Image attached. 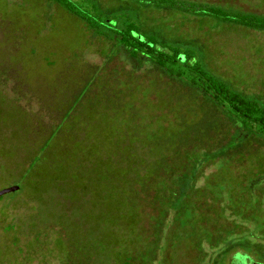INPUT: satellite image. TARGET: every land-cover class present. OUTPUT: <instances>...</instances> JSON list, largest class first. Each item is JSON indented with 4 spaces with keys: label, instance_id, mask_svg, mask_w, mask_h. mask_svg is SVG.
<instances>
[{
    "label": "trees",
    "instance_id": "obj_1",
    "mask_svg": "<svg viewBox=\"0 0 264 264\" xmlns=\"http://www.w3.org/2000/svg\"><path fill=\"white\" fill-rule=\"evenodd\" d=\"M49 1L83 21L90 43L103 44L102 63L88 62L91 77L47 138L62 131L63 150L53 156L64 155L71 176L90 167L91 178L105 166L97 176L109 178L94 193L92 230L80 239L69 226L75 246L58 247L63 264H227L230 257L228 264H264L257 242L264 235L240 208L247 205L240 187L262 182L239 172L264 157L254 152L264 145V99L217 73L204 43L185 32L192 16L264 33V14L192 0H132L108 10L98 0ZM166 12L180 22L159 17ZM173 26L180 32L166 35ZM89 127L105 135L99 154L85 145L94 139ZM81 132L93 133L81 140ZM98 240L104 249L95 248Z\"/></svg>",
    "mask_w": 264,
    "mask_h": 264
},
{
    "label": "rangeland",
    "instance_id": "obj_2",
    "mask_svg": "<svg viewBox=\"0 0 264 264\" xmlns=\"http://www.w3.org/2000/svg\"><path fill=\"white\" fill-rule=\"evenodd\" d=\"M128 1L132 0H98L106 10L115 3ZM192 1L264 14V0ZM166 13L159 17H165L172 25L180 22L181 19ZM190 17L186 31L183 30L204 43L216 72L234 87L264 99V33L238 27L219 29L208 19L204 24ZM173 27H165V34L175 36L180 32L178 26ZM86 29L78 16L53 1L0 0V190L19 186L17 191L0 196V264H63L58 247L75 246V241L66 237L70 235L69 226L80 239L82 230H92L94 193L100 192L104 180L109 179L97 176L105 166L94 170L91 178L87 175V171L93 173L90 167L71 176L62 163L64 155L53 156L55 149L63 150L62 131H56L54 136L52 133L46 147L60 112L73 105L91 77L88 62L103 61V44L90 43L87 39L92 34ZM93 109L100 110L98 106ZM88 115L92 116L91 112ZM227 125V131H232L233 121L228 117ZM87 129L94 133L81 132L79 137L82 140L93 133L94 139L85 145L88 150L95 147L99 154L105 135L100 129ZM95 139L98 145L92 142ZM254 152L264 153V145L256 144ZM20 166L24 168L20 170ZM240 169L243 181L257 175L255 181L262 182L240 187L241 193L246 190L243 199L247 204L240 208L242 213H248L247 224L264 235V157ZM212 170L215 168L207 173ZM99 180H103V185ZM101 193L105 195L106 191L102 189ZM257 242L264 249V239L257 237ZM93 243L97 250L105 248L99 240ZM253 250L251 247L250 251ZM231 260L232 257L227 264Z\"/></svg>",
    "mask_w": 264,
    "mask_h": 264
},
{
    "label": "water",
    "instance_id": "obj_3",
    "mask_svg": "<svg viewBox=\"0 0 264 264\" xmlns=\"http://www.w3.org/2000/svg\"><path fill=\"white\" fill-rule=\"evenodd\" d=\"M18 189H19L18 185H12V186L3 188L0 190V196L5 195V194L10 193V192H15Z\"/></svg>",
    "mask_w": 264,
    "mask_h": 264
}]
</instances>
